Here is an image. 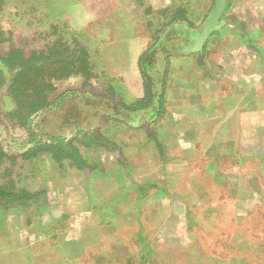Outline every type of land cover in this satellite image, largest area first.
Returning a JSON list of instances; mask_svg holds the SVG:
<instances>
[{"label": "crops", "instance_id": "0c3cea01", "mask_svg": "<svg viewBox=\"0 0 264 264\" xmlns=\"http://www.w3.org/2000/svg\"><path fill=\"white\" fill-rule=\"evenodd\" d=\"M125 1L124 7L115 3L112 8L117 17L114 27L124 28L125 32L112 37L120 51L126 49L128 53L124 54L131 61L128 67L111 69L114 76L107 85L112 97L104 100L113 105L112 113L100 111L98 117L88 121L96 134L99 132L98 139L117 148L120 158L104 154L100 141L91 146L105 157L88 163L80 151L82 145L72 143L81 155L82 168L69 158L55 157L56 162L68 160L74 167L71 181L58 179L50 162L44 160L46 184L51 181L60 189V209L51 206L47 197L40 199L41 193L30 194V199L18 203L20 207L0 204V264H101L99 257L83 256L80 244L86 237L69 241L63 236L74 230L70 223L86 212L70 214L62 210L69 201H76L70 200L73 196L66 190L84 188L88 194L82 193V200L86 196L93 203L92 211L87 212L98 218L101 203L94 204V196L89 193L91 185L113 170L131 179L132 172L127 170L137 171L138 163L145 170L154 164L160 179L169 174L175 180L176 173L180 177L193 176L195 165L204 162L203 171L224 185L222 188L231 185L228 177L249 178L252 189L244 188L238 201L258 200L255 196L262 191L259 176L264 171V0H226L220 26L210 33L201 51L183 55H169L162 49L185 47L206 21L213 0H149L145 4ZM132 8L144 11V21L133 17ZM198 9L204 16L201 21L197 20ZM149 11L160 14L151 18L147 16ZM165 11H171L169 16L163 17ZM138 25L152 26L146 33L149 37L142 36L144 30L137 33ZM119 50L116 57L122 53ZM146 76L151 91L159 86L162 89L157 103L149 99ZM101 115L107 122H102ZM142 121L149 131L126 135L117 127V123L136 127ZM221 160L233 161L231 170L219 168ZM250 163L252 168L248 169ZM115 194L104 202L111 213L116 210L113 202L131 192ZM87 225L80 233L90 228ZM94 225L92 237L97 240L101 229L99 224ZM123 262L134 264L136 259Z\"/></svg>", "mask_w": 264, "mask_h": 264}, {"label": "rangeland", "instance_id": "374dc122", "mask_svg": "<svg viewBox=\"0 0 264 264\" xmlns=\"http://www.w3.org/2000/svg\"><path fill=\"white\" fill-rule=\"evenodd\" d=\"M137 1L145 4L149 0ZM215 1L213 0V5ZM125 2L3 0L0 5V58L12 56V63H15L12 70L17 73L20 67L16 56L21 54L27 59L47 55L46 76H38L37 79H44L45 91L51 101L65 91L85 92L94 100L92 103L96 113H112L104 102V98L112 97L107 85L108 80L114 76L111 69L128 67L131 61L124 54L126 49L120 47V51L119 43L113 38L115 33L124 34L125 30L114 27L117 17L112 8L115 3L124 7ZM143 12L139 8L131 10L133 17L140 22L144 21ZM165 12L167 13L163 17L171 13ZM147 14L148 17L155 18L160 13L154 15L149 11ZM202 18L204 16L200 15L198 9L197 20L201 21ZM151 27L138 25L137 33L142 34L144 30L145 34L142 36L149 37L146 33ZM117 50L122 52L119 57H116ZM0 70L8 72L1 62ZM161 90L160 86L152 90L153 103H157ZM76 109V104H67L56 115L45 112L44 109L42 113L39 112L41 115L34 125L50 131L55 128L56 123L62 121V115ZM8 110H18L21 113L23 107H13L9 100L6 103L0 100V140L7 135L8 139H14L16 146L20 147L26 140L25 133L18 123L17 115L13 116L12 121L5 116ZM85 116L90 119L92 111L85 112ZM103 121L107 122V119L103 117ZM117 125L126 131V135H132L138 130L149 131L144 126L145 121L136 127L122 123ZM153 126L154 124L152 129ZM80 127H84L83 122ZM5 128L10 130L2 133ZM99 136L98 132L95 138ZM101 142L100 149L104 154L110 153L114 159L120 158L115 146L106 141ZM247 146L245 143L246 149ZM79 147L88 163L105 157L99 155L93 146ZM134 158L139 160L136 156ZM44 160L50 162L58 179L71 181L73 166L68 160L56 162L55 152H36L28 157L6 156L1 160L0 189L10 190L15 195L19 192L41 193L40 199L47 197L51 206L60 209V189L53 186L51 181L46 184L42 171ZM203 164L204 162H198L195 165L196 169L191 174L193 176L180 177L176 173L175 180L169 174L160 179L154 164L148 170L141 169L139 163L137 171L127 170L128 173L132 172L131 179L121 172L111 171L105 179L95 181L89 188V193L94 196V204L101 203L98 218L93 212H87L92 211L93 203L86 198L88 193L84 188L67 189L68 194L73 196L70 200L76 201H69V205L62 207V210H68L70 214L77 210L86 212L70 223L74 230L69 228L70 233H63V236L69 241L86 237L80 244L83 256L86 259L99 257L101 264H125L123 261L127 258H135L134 264H264V171L259 176L262 191L255 196L258 200L245 199L242 202L243 200L238 201L244 195L242 190L252 189L249 178L228 177L231 185L222 188L219 181L206 175ZM217 165L231 170L234 162L221 160ZM246 167L251 169L252 164ZM226 182L227 179L225 184ZM117 192L131 194L125 199H116L113 202L116 210L111 213L104 207V202L114 198ZM82 193L86 195L83 200ZM76 194L77 197L74 196ZM13 206L20 207V204L10 203V207ZM86 223L90 228L87 227L84 234L80 233ZM93 224L95 227L100 225L97 240L92 237Z\"/></svg>", "mask_w": 264, "mask_h": 264}, {"label": "trees", "instance_id": "16d2710c", "mask_svg": "<svg viewBox=\"0 0 264 264\" xmlns=\"http://www.w3.org/2000/svg\"><path fill=\"white\" fill-rule=\"evenodd\" d=\"M0 0V5H2ZM20 54V53H19ZM12 56L6 58H0L1 64L8 70L4 73L0 70V100L7 99L12 106L23 107V112L18 113V110H8L5 116L12 121L13 116H18V123L25 131L27 137L30 140L25 144L27 149L24 151H18L19 147L16 146V142L12 138H7V135L0 140V162L6 156H24L28 157L36 152H55L57 160L63 158H69L76 166L82 168L83 160L77 149L70 142H64L62 139L56 138L50 140L49 143L43 141V139L36 140L31 129V121L38 112L46 109L48 106L57 105L62 101L63 96L59 95L52 101L45 91V85L43 78L38 81L37 77H44L47 70V55L41 54L40 56H33L25 59L21 54L17 57V62L20 70L17 73H13L14 62L12 63ZM6 130L3 129L2 133ZM1 134V127H0ZM83 147L96 145L100 143V139L95 138L93 135L87 137L84 136L78 142ZM7 191V192H6ZM0 189V204L9 206L10 203H24L30 199L31 195L27 192H19L15 195L10 190Z\"/></svg>", "mask_w": 264, "mask_h": 264}, {"label": "flooded vegetation", "instance_id": "af4514ba", "mask_svg": "<svg viewBox=\"0 0 264 264\" xmlns=\"http://www.w3.org/2000/svg\"><path fill=\"white\" fill-rule=\"evenodd\" d=\"M60 95L63 96L62 101L59 102L57 105L48 106L45 109L46 110L45 112L53 113V115L59 114L63 106L67 104L68 105L76 104L79 110L78 109L72 110V112L69 110L67 113L62 115L63 117L62 121H60L59 124L56 123L55 128L52 130L50 129V131L43 130L41 127L37 126V124L34 125V122L44 110L42 112L40 111L41 112L40 114L38 112L37 115L33 117L31 124H30L32 133L34 134V136L31 135V137H33V139L36 137L37 138L36 140H39V139H43V141L47 140V143H49L50 140L56 139V138L62 139L64 142H70V143L77 142L78 143L80 139H82L84 136H87V137L91 135L96 136V129L95 128L92 129L88 123V121H92L91 119L93 117H98V114L94 110L93 103H92L94 102V100L91 99V97H89L85 92L81 93V92H76V91L75 92L65 91ZM104 99H107V98H104ZM2 101L3 103L8 102L7 99H4V100L2 99ZM104 102L108 105V107L113 108V105L110 104L108 100ZM88 108L90 110H87ZM91 108L93 109L91 110ZM120 108L123 109V107H120ZM89 111H92V114H93V116L90 119H88L85 116V112H89ZM102 118L103 116L101 115L100 119ZM82 122L84 123V127H80V124H82ZM39 128H40V131H39ZM25 137H26V140L23 142L22 146L21 145L20 147L18 146L19 147L18 151L22 152L27 149V145L25 144L28 142V140H30V137H27L26 133H25Z\"/></svg>", "mask_w": 264, "mask_h": 264}, {"label": "water", "instance_id": "95a60500", "mask_svg": "<svg viewBox=\"0 0 264 264\" xmlns=\"http://www.w3.org/2000/svg\"><path fill=\"white\" fill-rule=\"evenodd\" d=\"M225 6H226V0L215 1L213 8L210 14L208 15L206 21L202 24L198 32L194 34L193 39L189 41L185 47L179 49H170V50H166L163 48L162 51L169 55H183V54L201 51L210 33L217 30L218 27L220 26V19L222 17ZM146 84L148 89V96L150 99L152 91L150 87L151 86L150 79L148 76H146ZM119 113L123 114L126 112L120 111Z\"/></svg>", "mask_w": 264, "mask_h": 264}]
</instances>
